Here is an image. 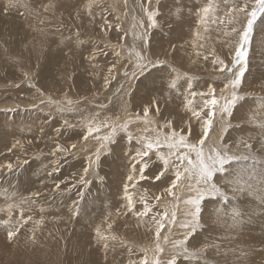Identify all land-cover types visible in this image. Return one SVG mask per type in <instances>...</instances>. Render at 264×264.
<instances>
[{
	"label": "rangeland",
	"instance_id": "1",
	"mask_svg": "<svg viewBox=\"0 0 264 264\" xmlns=\"http://www.w3.org/2000/svg\"><path fill=\"white\" fill-rule=\"evenodd\" d=\"M154 1L0 0V264H142L145 257L149 264L155 258L168 264L180 252L173 244L188 232L180 225L190 220L182 202L189 194L174 189L179 201L165 191L173 179L171 168L154 179L162 167L154 154L144 172L148 178L139 179L133 165L138 170L141 163L134 157L143 137L169 132L163 127L168 121L178 134L190 129L189 142L198 141L209 94L215 90L221 104V97L231 98L225 85L233 70L243 67L235 64V50L247 16L229 9L251 0H212L218 19L205 24L200 9L209 0ZM134 10L138 21L130 16ZM153 11L159 13L156 27L147 15ZM245 48L246 70L236 90L241 99L231 116L222 118L217 106L206 143L222 140L235 150L251 137L258 152L261 133L250 118L264 98V15L255 21ZM134 52L146 57L145 63H165L147 64L141 72L130 55ZM219 61L232 73L219 71ZM177 73L182 78L172 89ZM187 99L193 100L192 108H203L201 118L188 110ZM145 108L151 123H145ZM89 121L100 131L88 135ZM111 126L116 132L110 141L96 139L110 135ZM242 201L238 196L231 203L243 210ZM145 202L151 211L137 215ZM221 204L203 202L200 227L188 238L190 251L206 248L203 256L198 261L176 255V264H239L226 256L250 249L244 244L248 233L239 232L246 223H218L215 210ZM171 210L175 224L163 216ZM245 213L255 216L257 210ZM158 223L165 224L159 238L163 253L156 250ZM223 228L228 230L220 235ZM214 243L218 247L210 246Z\"/></svg>",
	"mask_w": 264,
	"mask_h": 264
},
{
	"label": "snow or ice",
	"instance_id": "2",
	"mask_svg": "<svg viewBox=\"0 0 264 264\" xmlns=\"http://www.w3.org/2000/svg\"><path fill=\"white\" fill-rule=\"evenodd\" d=\"M150 2V0H149ZM216 5L209 0L207 5L200 9L201 19L200 23L205 24L206 22L215 23V10ZM244 12L247 16L246 27L240 33L239 46L235 50V64L243 65L239 71L235 74L225 88H231V98L221 97L218 100L214 91L210 93V99L203 102V107L208 108L209 111L207 116L203 118V132L198 141L189 142L188 135L191 134L189 129L188 134H178L175 129L171 127V121L165 123L163 127L169 128V132H157L153 137L145 136L142 138L143 147L141 150L136 152V157L138 163H141V167L137 170L135 165H133V171L138 172L139 179H147L144 172L149 167V161L151 156L154 154L156 159L162 164L160 170L155 174L154 179L159 181L165 176V173L172 169L173 179L168 188L165 191L172 196L174 199L179 200L174 189L181 188L182 191H186L189 195L188 198L182 202L188 206L185 212L190 220L182 223L180 226L182 228L188 229L185 234L184 239L175 241L173 244L174 248L180 249V252L176 255H184L186 258H195L198 261L203 256L206 248H201L200 250H189L186 246L188 238L193 234L197 228L200 227V214L202 211V204L206 199H213L222 202L221 206L215 210V215L217 222L230 221V226L235 227L243 222V217L246 213L235 204L231 202L236 200L238 196H245L251 198L254 202H258L259 206L264 209V98L261 99V103L258 105V114L253 115L251 123L254 127L259 129L261 133L260 136V148L257 152L253 144L248 140H241L239 144L233 146L223 143L220 141H213L206 143L208 141L209 129L213 125V117L216 115V109L219 105L220 115L223 118L225 114L231 116L232 110L235 107L238 100L241 97L237 94V89L242 83V78L246 70L247 63V50L245 46L249 43L250 34L253 30V25L258 17L264 15V0H251V4L245 3L239 9L232 8L229 9V13L232 12ZM158 11L148 12V18L151 21V26L156 27L157 22L155 17L158 15ZM224 21H221L223 23ZM230 19L228 23H231ZM142 26V25H141ZM234 32L235 28L232 29ZM134 55L136 67L143 72L147 67V64H152L153 67L163 65L164 61H147L145 63L146 57H144L140 52L130 53ZM215 62V61H214ZM221 67L219 71L224 72L227 69L228 73H232V68L224 64L223 61H219ZM127 74V73H126ZM186 75V74H185ZM182 78L180 73L176 74L175 79H173L169 87L172 89L178 88V81ZM190 87V85H189ZM190 95H195L191 94ZM51 103V101H49ZM71 103V102H69ZM155 104V101H153ZM192 99H187L186 107L192 112V115L196 118H201L203 108L199 111L192 108ZM159 112V106L155 109ZM149 109H144V119L145 123H151L147 119ZM67 123V121L65 122ZM112 127V132L110 135L103 137H96L98 140L110 141L112 136L116 132V127ZM123 130H127V124L121 126ZM88 135H92L93 132H99V126H95L94 121L88 122ZM146 131H155L154 129H146ZM88 137L85 136L84 139ZM131 134H129V140H131ZM104 145L102 144L101 147ZM75 148V145H72ZM161 149H167L166 152L160 151ZM59 146H58V149ZM149 158V159H145ZM96 159H99V149H97ZM9 169L12 168L11 164H8ZM87 171V169H85ZM134 177L132 175L128 176V180L132 181ZM84 181H82L83 183ZM135 187V184L132 185ZM59 187V185H57ZM128 186H125V191L127 193ZM129 210H132L135 205L132 201V196L127 195ZM143 200V198H141ZM155 199L159 200L160 197L157 196ZM228 208L229 211H225ZM151 211L145 202L144 211L137 213V215H147ZM164 218L168 219L171 223L176 220V213L173 211L169 214L167 211L163 213ZM6 223V222H5ZM165 227L164 223H158V229L155 233L157 237L156 250L159 253H163L164 249L159 244L160 230ZM14 235L13 232L8 233L9 239ZM106 239V238H105ZM165 241L167 237H164ZM213 248L218 247L216 244L210 245ZM107 248V244L104 245ZM176 255L168 261V264H176ZM142 264H149L148 259L145 257ZM152 264H161L158 258H155Z\"/></svg>",
	"mask_w": 264,
	"mask_h": 264
},
{
	"label": "bare ground",
	"instance_id": "3",
	"mask_svg": "<svg viewBox=\"0 0 264 264\" xmlns=\"http://www.w3.org/2000/svg\"><path fill=\"white\" fill-rule=\"evenodd\" d=\"M157 2V0H155ZM154 1V2H155ZM130 3V2H129ZM131 9H133V7L131 6ZM131 15H134L133 17L138 21L139 18H137V12L136 10H134V13H130V16ZM141 24V23H140ZM10 30V29H9ZM15 47V46H14ZM12 48V47H11ZM14 49V48H13ZM241 67H236L233 71H234V76L235 74L239 71ZM192 125V124H191ZM194 126V125H192ZM180 192V189L178 190ZM184 192V191H182ZM179 194V193H178ZM181 194V192H180ZM183 194V193H182ZM243 197V202H246V207L243 208L244 212H246L248 209H255L257 210V214L255 216H252V215H245L243 217V220L245 221L246 223V226L245 228L244 227H241L239 228V232H247L248 235H249V241H246L244 244L246 246H249L250 245V249L248 250H240V251H235L234 253L230 254V255H227L226 258H229V259H235L236 261H238L239 264H264V209H262L258 202H254L252 201L251 199L245 197V196H242ZM171 198V197H170ZM185 198V197H184ZM164 199V198H163ZM172 201V200H171ZM180 201V200H179ZM163 202V201H162ZM15 203V202H14ZM167 203V202H165ZM160 204V203H158ZM164 204V203H163ZM166 205V204H164ZM175 207V206H174ZM164 208V206H163ZM165 209H168V208H165ZM172 209V208H171ZM176 209V208H175ZM170 210V209H169ZM173 211V210H171ZM170 211V212H171ZM146 217V216H145ZM158 218V217H157ZM166 219V218H165ZM208 219V218H207ZM109 220V219H108ZM164 221V219H163ZM166 221V220H165ZM164 221V222H165ZM178 222V221H177ZM154 223V222H153ZM180 223V222H179ZM175 224V222H174ZM169 225V223H168ZM178 225V224H177ZM222 225V224H221ZM151 226H153L151 224ZM167 226V225H166ZM229 226V225H228ZM168 227V226H167ZM217 227V226H216ZM155 228V226L153 227ZM171 228V227H170ZM172 229V228H171ZM178 229V228H176ZM180 229V228H179ZM182 229V228H181ZM163 230V229H162ZM170 230V229H169ZM228 230V228H223L221 229V231L219 232L220 235L223 234V232H226ZM208 231V230H207ZM210 232V231H209ZM89 233V232H88ZM131 235V233H129ZM128 234V235H129ZM140 232L136 231L134 233L133 236H135L136 238H138ZM161 234V233H160ZM164 236V234H163ZM78 239V238H77ZM80 239V238H79ZM1 240V239H0ZM129 240V239H128ZM133 240V239H132ZM136 240V239H135ZM134 241V240H133ZM129 242V241H128ZM147 242V241H146ZM195 242V241H193ZM142 243V241H141ZM139 244L140 247L142 244ZM192 243V242H191ZM225 243V241H220V244H223ZM136 244V243H135ZM147 244V243H146ZM216 245H219V243H214ZM50 245V244H49ZM200 245H202L200 243ZM51 248H52V245H50ZM144 246H146L144 244ZM50 248V249H51ZM144 248V247H142ZM141 249V248H140ZM196 249V248H195ZM147 250V249H145ZM143 250V251H145ZM151 250V249H150ZM190 250V249H189ZM178 251V250H177ZM149 252V251H148ZM210 251H208V254H209ZM146 253V252H145ZM153 253V251H152ZM175 253V251H174ZM34 255V254H33ZM255 255V256H253ZM32 256V254H31ZM151 257V256H150ZM153 258H154V254H153ZM152 258V259H153ZM260 260V262H259ZM126 263V262H125Z\"/></svg>",
	"mask_w": 264,
	"mask_h": 264
}]
</instances>
